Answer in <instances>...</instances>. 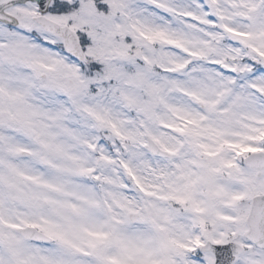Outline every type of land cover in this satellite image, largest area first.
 Returning <instances> with one entry per match:
<instances>
[{"label":"snow or ice","instance_id":"obj_1","mask_svg":"<svg viewBox=\"0 0 264 264\" xmlns=\"http://www.w3.org/2000/svg\"><path fill=\"white\" fill-rule=\"evenodd\" d=\"M0 264H264V0H0Z\"/></svg>","mask_w":264,"mask_h":264}]
</instances>
